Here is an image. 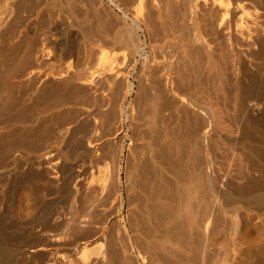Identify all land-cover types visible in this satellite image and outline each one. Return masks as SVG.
<instances>
[{
    "label": "rangeland",
    "instance_id": "obj_1",
    "mask_svg": "<svg viewBox=\"0 0 264 264\" xmlns=\"http://www.w3.org/2000/svg\"><path fill=\"white\" fill-rule=\"evenodd\" d=\"M64 1L66 0L59 1L61 2V4L63 3L64 5H62V7L58 10L55 6H52L54 5L55 0H0V237H2V235H4L3 237H5L3 239L0 238V240L2 239L0 243V264H83L81 258H82V253L84 251L88 253L87 257L89 258L88 260L89 264H107L106 263L107 261H103L102 259L103 257H101L103 255L102 252H104L105 247L104 245L102 246L103 243L101 244L102 241L99 240L98 231L102 226V224H105V222L108 221L107 223L109 224L110 222L109 219H111L113 216L117 217V219L120 220L119 221L120 225L117 222L113 223L112 221L111 223L113 225L111 223L108 225V232H109V236L114 238V241H116V243H118L120 247L126 249L128 260L127 262H125V264H151V263L164 264L163 261L165 260H167L165 264H172L171 263L172 260L166 255L168 251V247H165L167 251L163 248L164 246L159 249L157 248L161 246L157 243L159 239L162 237L161 235H164L165 232L167 234L168 230L169 233L171 234L172 231V227L168 230H166V228L163 227V224H165L163 223V220L161 223L159 219H158V223L153 222L152 223L153 229H151L152 230L151 232L149 231L150 229L147 232L143 233V235L142 232H140L139 237L137 236V239H135L136 241L134 240L135 244H133L134 241L131 242L132 239L136 238L135 231L137 229H141L143 226L142 229L144 232V228H145L144 226L146 227L148 226L144 224L142 218L139 216V213H137L138 214L137 215L136 212L134 211L135 215L132 213L134 216L132 214L129 215L126 213L125 207L127 203L131 202L129 201L131 200V198L132 200H134V197L132 195L127 194L128 188L126 185H128V183L126 184V181L128 180V176L131 174V169H130L131 164L130 162H128L130 156L127 151V148L132 138L136 139L138 142L142 140L143 142L141 141L140 143H144L146 140L151 142L153 140L155 141V145H153V147L154 148L158 147L157 149L160 148L161 151L163 150L162 152L158 150L160 154H158L159 156H156V158L158 157L157 160H160L159 162L162 163L164 161L165 164H163L162 166H165L166 164L167 166L169 164L172 165V166L170 165L169 168L166 166L164 167V169L166 168L169 171H171L169 172L168 170L165 169L167 172H169L168 174L172 173L171 175H166V177L164 176L165 184L167 187H169L167 190L169 191V193L170 190H172L170 194H172L174 190L173 189L174 187L172 186L175 185L174 184L175 181L177 182L178 180L177 178H179L178 183H180V181H184V179L186 180L187 177L186 169L190 171L192 170L195 171L199 168L198 167L200 163L199 160H201L200 156L202 154L199 153L201 149H199L200 151L197 150L195 137L197 135L200 121H199V125H198V121L197 123H193L195 122L193 120H198L197 118L194 119L195 118L194 116L192 118H190L191 116L186 117V115L189 114H186L184 112L183 114L182 111H178L180 114L175 113L176 110L175 111L173 110L174 108L172 105L170 108V104L168 103V100L164 98L165 95L164 96L161 95L164 99L160 97L159 102L162 100L161 103H163V106L158 102L159 103L158 109L162 108L161 110L163 112L162 111H160L161 113L159 112L161 120L159 121V117L157 118V122H158L157 130L158 132L160 130L159 133L161 134L159 136V133L158 132L156 133H158L157 136L162 137L161 135H166L167 132L169 131L168 134L166 135L168 137L163 136V138L164 137L166 138L164 139L162 138L163 140L159 138L160 140L158 141V139L157 140L154 139L155 137L152 135L151 132L149 134H151L152 136L147 134L148 131L150 130H147L148 128H146V126L144 125L145 122L147 121V118H149L148 115L151 112V108L149 105L152 104L154 100H156L154 97L156 93H153L155 92L156 88L151 87L149 85L148 81H150L151 82L150 84L152 85V78L151 79L149 78L150 79L149 80L143 77L142 75L139 77L140 74L139 71L142 65L147 64V62L150 59V56L152 55L154 56L153 58L155 59L157 58L156 59L157 61L163 60L162 62L164 63L165 61L168 62L169 59H171L173 56V51L174 52L175 50L181 51V49H179L180 48L179 46H181V44H179L178 41L176 42V40L172 39L173 35L171 34H170L171 36L167 35L168 33L173 34L172 31L167 33V31H170L168 29L169 27H167L169 25L167 26L163 25L164 28L167 27L165 29L166 30L165 36L167 35L166 38L165 36H163V34H159L162 32L156 30L152 23H149L148 21L149 18H147L148 19L147 21L145 20L143 22H140L139 24H136L132 19L133 14L131 12V10H133L132 8H134V4L132 3L133 0L130 1L110 0L111 2H108V0H102V1L100 0L101 2L99 0L97 1L92 0V2L91 0L90 2L87 0H82L84 3L81 0H79V2L78 0H73V1L71 0L72 5L74 7L73 8L71 6V8L73 9L74 13L72 12L71 8H68L70 10L68 9L65 10L66 6ZM86 3L90 5H87ZM103 5L104 7H102ZM84 10L85 11L89 10V11L85 13ZM162 10L163 9H161L159 13L157 11H153V10L152 11L160 14ZM63 11L64 12L67 11V12L64 13ZM71 12L74 15L69 14ZM167 12L168 11L165 12V10H163L161 14L165 16ZM157 13L155 14L157 15ZM89 14L91 17L89 16ZM171 14L173 15V13ZM150 15L152 16L153 14H151L150 12L149 16ZM167 15L165 16L166 18ZM75 16H76V20H75ZM85 17L90 19L87 21ZM144 22L145 23L147 22L149 24L147 23L145 24ZM159 23H157V25H159ZM160 25L162 26V24ZM152 26L154 28H152ZM151 31L152 32L155 31V32L152 34ZM97 32L99 33V36L97 35L98 34ZM118 34L125 36L132 35L134 39H136L138 45L137 53L133 59L134 62L133 60H131L130 64L126 63L124 65L123 68L125 71L123 72V74L125 75L124 83L117 82L113 85V91L111 90L109 92V96H111L110 108L108 107V109L106 110L107 113L104 112V114L101 115L100 117L94 118L96 121V126H95L96 128L93 130V126L95 124L92 125V122L90 121L91 119L88 117L89 116L88 114H90L91 111L90 109L94 98H91L93 97V95L91 93L90 95L89 92L87 91V89L89 90V88L87 87V85L83 83L84 81L83 78H87L91 72L92 73L103 72L102 71L103 67H101L99 64V58L102 53L108 56L112 53H117L120 55V53L117 50L112 49L113 45H111L114 37ZM157 35L160 38H155L157 37ZM97 36L99 38L102 37L101 40L103 41H101L98 38V40H100V42L102 43L98 44L99 41L97 40ZM168 36L169 38L171 37L172 38L169 39ZM83 37L86 39H84ZM90 38L92 39L90 40ZM95 39L98 42H96ZM86 40H89L91 42H93L94 40L96 43L93 42L94 44H92L91 42H86ZM170 40H174V41L172 42ZM147 41L150 44H147ZM108 42L110 43L108 44ZM174 42L177 43L178 45L175 44ZM89 43H91L92 45H89ZM85 45L87 47L89 45V47L84 48L86 47ZM16 46H19L23 51H27V56L25 57V59H27V61L30 60L31 65L30 68L26 70V72L23 74L22 77H18V78L14 77L11 79V77L8 74L5 75L3 71L7 64L6 58L8 56L9 48ZM161 48H163V50ZM165 52H167L168 54ZM159 54L163 55L162 56L163 58ZM199 58L200 57L191 58L192 60L194 59V61L190 59L191 61L189 60L186 63L187 65L186 64L184 65V67L186 66L185 68L183 67V65L180 66V68L178 67L179 73L177 72V74L179 76L176 78V80L179 79L181 84L179 80L176 82V90L178 89L177 91L178 92L180 91V94L183 95L187 94L186 96L188 97L191 96L192 98H195V100L197 99L196 100L197 102H199L202 99L200 102L202 104L204 103V106L209 107V109L211 108V111H214V113H216L217 123H218L217 130L220 132L219 134L222 133L221 135L224 134L226 137L230 136L232 138H240V139L243 138V136H246L249 137L248 139L251 140L252 143H254L253 145L257 144L259 146L258 144L259 143L258 141L260 139L259 133L256 132L251 133L250 131H247V129L243 130L238 127L239 114L237 108L233 103V98H231L234 97V93L232 96V92L234 91L232 90L231 92V89L233 88L223 83L222 90L224 91L226 90L227 93L223 91L224 94H222L223 93L221 92L222 90L217 87L218 85H216L217 82L215 78L212 77L213 76L212 74H214V72L211 74L209 73L210 71L208 72L207 60L202 57L200 59ZM196 59L199 61H197ZM18 60H21V55L17 59V61ZM195 62L197 63L195 64ZM188 64H190L191 66ZM203 65L204 66L206 65V67H204ZM197 70L201 72H198ZM85 74H87V77ZM188 74L190 75L192 74L191 75L192 77L190 75L187 76ZM199 74L201 75L199 76ZM204 75H206L207 77ZM250 75H249L250 78L251 77L254 78L253 79L254 81L257 80H258L257 82L260 81V77L257 76L256 74H250ZM181 77L183 78V80H181L182 79ZM184 77H186L185 78L186 80H184ZM202 77H204L206 80ZM187 78L190 79L191 81L187 80ZM31 80L34 81L33 84L29 83ZM103 83L104 82H101V84L99 85V89L103 88L101 90L105 91L108 87L106 86L107 85L106 83L105 84ZM184 84H186L187 86ZM130 85L133 89L130 87ZM185 86L187 87V90H185ZM196 87L198 88L196 89ZM201 87L204 89H202ZM216 87L218 88V90L216 89ZM11 88H14L16 91L15 94L16 99L22 97L21 101L23 102V104L19 103V105L9 110L7 108L8 106L7 96H8V91ZM151 89L153 90V92ZM212 89L215 91H213ZM101 90L100 92H102ZM196 91H198V93ZM125 93L126 96L124 98L125 100L123 101L122 99ZM65 94H67L69 97L67 102L60 101L61 96ZM225 97L228 100H229L228 97H230L231 100L230 101L225 100V102H223L224 100L223 98ZM147 98L150 99L148 100ZM164 100L165 102H163ZM121 101L123 102L121 103ZM98 102H100V100ZM98 102H96V104ZM165 103H168L169 105ZM101 104H98V106ZM165 105L168 106L166 107ZM98 106L96 105V107ZM119 106H120V112L118 113L116 111L118 110ZM261 110L262 109L257 111L255 110L254 112L253 111L248 112L247 118L258 119L260 117L258 120L264 121V119H262L264 117V111L262 110L261 112ZM22 111H24L23 114H21ZM113 111L115 114L113 113ZM169 111L170 112L173 111V112L169 113ZM131 112L133 114V118L137 120V122L135 121L136 122L135 124H137L139 120H140L139 122L140 124L138 123L135 126V124H132L130 122L129 118L132 115ZM116 114H118L119 117ZM145 114L147 115V117L145 116L143 117V115ZM169 120L172 121L169 122ZM184 120L186 122L189 120L188 121L189 123H185ZM168 124H169L168 127L170 129L167 127ZM138 126L139 128H137ZM117 127L120 129L123 135H121L119 139L113 140L112 138L114 136L113 135L114 130H116ZM191 127H193L194 129ZM143 130H145V132ZM153 134L155 133L153 132ZM171 134L173 137L171 136ZM143 136L144 138L150 136V140L149 138L147 139L145 138L143 140L142 139ZM137 137L140 140H138ZM107 138H109V141L106 140ZM97 139L102 141L105 140V141L99 149L98 156L94 159H91L90 156L87 155V150H86L87 143L94 144L95 142H97L96 141ZM166 139L167 142H169L168 144L170 145L167 144ZM188 139H192V140H190L189 142ZM93 140H95V142ZM173 141L175 142L172 143ZM214 141L215 142L218 141L217 137L216 138L214 137L213 142ZM159 142H162V144L161 143L159 144ZM175 143L177 144V147L179 145L180 148L179 147L178 148L182 151H180L176 147ZM187 144L188 145L191 144V145L188 146ZM161 146H163V148ZM164 146H166L167 148ZM170 146L172 147L170 148L171 151H167V149ZM191 146L193 150H197V151L194 152L192 148H189ZM213 146L215 147V143ZM258 146H256V148L255 146L250 148L252 152L258 153V155L260 153L259 163L255 161L253 157H250L252 158L251 163H249L244 158L242 159L243 161L242 160L239 161L238 160L239 156H237L236 152H232V151L231 153H233L235 156L233 154H231L232 156L229 154L228 156H226V154L225 155L222 154L223 157L225 156L226 158L224 159L222 157L223 158L221 159L222 166H226V165L228 166V164L230 163L231 168L229 167V169L231 170L229 171L233 172L235 174V177L237 178L236 179L235 177H233L232 179V180H234V178L236 179V181L235 180L234 182L232 181L233 186L235 187V188L233 187L234 189L243 188V190L246 189L248 190V188H251L250 184L251 185L254 184L252 185L253 187L260 185L259 188H257L258 190L256 191L259 193L256 194L264 193V182L262 180L264 179L263 177L264 174L261 172L262 167H264V153L261 152L264 151H261L262 149L259 150L260 148H258ZM214 147L212 148V150L215 149ZM157 149L155 151H157ZM175 149L176 152H174ZM226 149L224 150L223 148V150L221 149V151H223L224 153L225 151H228V149L227 150ZM157 152H155V154ZM163 152L165 153L164 155L166 157L162 155ZM183 152L185 153V156ZM228 152L230 153V151ZM194 153H196L195 154V156H197L196 159L195 158L192 159L194 157L193 156ZM197 153L199 154L197 155ZM237 153L238 155L241 154L239 153V151H237ZM178 155L179 156L181 155L184 159L181 156L180 159ZM187 156L188 159L186 158ZM113 157L116 159V163H115L116 165L112 163ZM198 157L200 159H198ZM164 158L166 161L164 160ZM167 158L169 159L168 161ZM193 163H195L194 165L197 166V168L195 166H192ZM220 163L221 162H219V165L217 163V165L221 166ZM146 164L147 163L143 164V166L145 165L144 168L143 166L141 167L143 168L140 169L139 171V174H141V176L137 175V177L138 176L140 177L138 178L136 177L138 180L135 178L137 180V182L135 180V184L138 183L136 186L139 187L136 188L137 191L139 190L137 192L140 195L138 196L139 198L140 197L142 198L141 194L145 193L146 191L147 194L146 193L145 194L148 195L150 193V189L152 185L151 183L149 185L150 181L147 179L148 177L153 178L151 177V174L148 173L149 171L148 169H150V165L149 163L147 165ZM90 165L92 166L89 168ZM114 166L116 169L114 168ZM191 166L193 168H191ZM114 169L119 172L120 175L119 183L114 182ZM174 169L177 172H175ZM225 169H228V167ZM77 170L82 173V175H79V177ZM184 172H186V174H184ZM249 172H251L250 175ZM173 173H174V177H173ZM190 173H188V176L190 175ZM237 173L239 174V176L237 175ZM176 174L178 177L175 176ZM167 176H170L173 179H169V177ZM181 178L184 179L182 180ZM132 180L133 179H131V181ZM146 180L148 183L146 182ZM113 184L114 187L111 189V186ZM154 184L155 183H153V185ZM102 186L105 188L108 187V193L103 195V197L100 195V188ZM144 187H147V189ZM156 187L157 185H155L154 188L157 189ZM74 188L77 189V193L74 192ZM125 191L127 193H125ZM154 191H158V190H154ZM113 194L115 195L117 194L118 197L117 195L116 197L119 198L118 200L119 203L117 202L116 205L114 204L115 206L113 204L111 205L110 203L112 202L113 197H115L113 196ZM74 196L76 197L74 198ZM73 198L75 199L74 201L76 202V206H77L76 209L74 205H71L73 203L72 200ZM141 198H140L141 200L140 204H142V199H143ZM91 203L93 205L92 207L90 206ZM71 206L74 207V208L72 207L74 211L73 209L69 208ZM85 207H86V211L84 209ZM89 207H91L92 209L89 210ZM140 209H142V206H140ZM18 210H21L22 212ZM75 210H77V214ZM72 211L74 212L73 214ZM82 211L83 212L85 211L86 215L88 213L90 214V215L88 214V216L90 217L88 220L91 221V223L89 221L90 224L93 223L92 226L88 224L83 225L82 224L83 222L81 223L82 225L80 224L79 227L78 225L76 226L66 225L67 222L69 223V221L71 220L69 218L74 217V219L77 218L76 220L78 221V219H80V216L82 214L83 215L85 214ZM90 211L93 213H90ZM240 214L243 217H246L247 215L245 211H241ZM134 217L137 219H135ZM44 219L46 221H44ZM257 219H255V221L252 220L253 221L252 223L254 224L255 222H259L261 219L263 220L264 223V217L260 218L259 220ZM136 220H139L140 224ZM84 223L87 222L84 221ZM138 224L139 225L142 224V226L139 227ZM154 224L157 226L158 229L155 228L156 226ZM135 225H137L138 228L137 227L135 228ZM90 227L93 229L91 230ZM263 228H264V224H263ZM95 229L98 230L97 231L98 233L96 232ZM134 229L136 230L134 231ZM125 231L128 233H126ZM129 231H132L131 234ZM261 232L264 234V230ZM140 234L142 235L144 242ZM175 234L176 233L172 232L171 234L172 237ZM220 234L221 237L220 235H218V237L216 238V240H218L217 245H221L223 242H225L222 241L224 239H221L223 238L222 233ZM133 235L135 237L131 238L133 237ZM154 235H156L159 238L158 241H157V237ZM151 236L152 238L154 237L153 239H155L156 237L155 240L157 242L152 240ZM175 237L176 235L174 236V238ZM120 238H122L123 240H121ZM148 238L149 240H146ZM51 240L52 242H50ZM145 241H148V247L144 244ZM153 241L156 243L155 245H159V246L155 247L153 245L154 244ZM30 242L31 245L32 244L37 245V243L39 245L40 244L39 242H41V245L42 244L43 246L45 245L44 247L43 246L41 247L43 248V250L40 253H38L39 255H36L33 258L35 260L33 259L28 260L26 258L23 259L22 256L23 251L27 249V245L28 244L30 245ZM109 242L112 243L111 241ZM142 242L143 244H141ZM137 244L138 245L141 244V246L140 245L138 246ZM149 244L150 246H154L155 249L151 247L154 253L151 251ZM144 245L145 248H147V250L150 252L148 251L146 252ZM110 246H108L107 243L106 248H109V250H111L109 252L112 255V258L114 259L113 253H111L113 252L112 251L113 248L112 246L111 247ZM126 246H128V248ZM195 247H197V244L195 245ZM239 249H240L239 250L240 254L237 255L239 259L237 258L238 260L236 264H264V237L249 242V244H243ZM165 251L166 254L163 255ZM230 252L231 250L229 249L230 255L229 254L227 255L231 256L232 252L231 253ZM158 253L161 254V255L159 254L160 256V257L158 256L159 258L157 257ZM164 256L166 259L164 258ZM175 256H177V254H175ZM191 256L192 257H190V262L193 261L194 264H196V262L197 264H199L196 253L191 254ZM161 257H163V259ZM167 258L170 260V263ZM177 258L181 259V255L180 257L179 256L176 257L174 260H177ZM222 260H224L223 256H222ZM228 263H230V261ZM223 264H225L224 261Z\"/></svg>",
    "mask_w": 264,
    "mask_h": 264
},
{
    "label": "bare ground",
    "instance_id": "obj_2",
    "mask_svg": "<svg viewBox=\"0 0 264 264\" xmlns=\"http://www.w3.org/2000/svg\"><path fill=\"white\" fill-rule=\"evenodd\" d=\"M59 1L55 0L54 5H52V6H55L58 10L62 7V5H64L63 3L61 4V2H59ZM87 1L90 2V0H87ZM78 2H79V0H78ZM91 2H92V0H91ZM108 2H111V1L108 0ZM64 3H65V6L67 7L66 8L64 6L65 10L68 8H71V6L73 7L71 0H66V1H64ZM81 3H80V5H81ZM132 3L134 4V8H132L133 10H131V12L133 14L132 19L136 24H139L140 22H143L145 20L147 21L148 20L147 18H149V20H148L149 23H152L156 30L162 32V33L158 32L159 34H163V36H165V34H166L165 29L167 27H169L168 29L170 31H167V33L172 31L173 34L168 33L167 35H170V34L173 35V38L172 37L171 38L176 40V42L178 41L179 44H181V46H179L180 47L179 49H181V51H179L177 49L178 51L175 50V52H174L172 50L173 56L171 54L172 58L169 59L168 62L165 61V63H164V62H162L163 60L157 61L156 60L157 58L156 59L153 58L154 56L152 55V56H150L149 61L147 60L148 61L147 64L142 65V67L139 71L140 72L139 77L142 75L146 79L152 78V85L150 84L151 83L150 81H148V80H145V81H148L149 85L151 87L156 88L155 92H153V90L151 89L153 93H156L154 96L156 100H154L152 102V104H150V105L147 104L150 106L151 112L148 115L149 118H147V121L144 124L146 126V128H148L147 130H150V131H148V133L146 131V133L149 134L151 132L152 135L155 137L154 139H156V140L158 139V141L160 140L159 138L162 139L163 136H166L168 134L169 131L167 130L168 132L166 135H161L162 137H159L161 133H159L160 130H159V132L157 130L158 129L157 128L158 127L157 126L158 125L157 118L159 117V121L161 120L159 112L162 111L161 110L162 108L158 109L159 103L162 104V106H163V103H161L162 100L159 102V99H160V97L163 98L161 95H163V96L165 95L164 98H166L168 100V103L170 104V108L172 105L174 108L173 110L174 111L176 110L175 113L180 114L178 111H182V113L184 112L186 114H189V115H186V117L191 116L190 118H192L194 116L195 117L194 119L197 118L198 120H193V121H195L193 123H197V121H198V125H199V121H200V125L198 126L197 135L195 137L196 141L194 139L193 140L197 144V146L194 144L197 147V150L201 149V151L199 150L200 151L199 153L202 155L200 156L201 160H199L200 163L198 165L199 168L197 170L190 171V170L186 169L187 174H186V172H184V174H186V176H187V177L185 176L186 180L184 178H181L182 180L184 179V181H180V183H178L179 178H177L178 179L177 182L175 181L176 179L174 178L175 179L174 181L176 183L174 182L175 185L173 184L174 186H172V187H174L173 188L174 190H173L172 194H170L172 190H170V193L167 190L169 187H167L165 184L164 176L166 177V175H171L172 173L168 174L171 171H169L168 169L165 168L166 170L169 171V172H167L164 169V167L166 166L169 168L171 164H169L168 166H167V164L165 166H162L163 164H165L164 161L162 163V162H159L160 160H157L158 157L156 158V156H159L158 154H160V152L158 150L161 151V149L160 148L157 149L158 147H155L159 153L157 151H155L156 149L153 147V145H155L154 140H153L154 142L146 140L147 142L145 141L144 143H140L142 140L140 142H138L136 139L132 138V140H131L130 144L128 145V148H127V151L129 153V156H130V157L127 156L130 158L129 159L130 161L128 160V162H130V164H131V166H130L131 174L130 175H132V176L129 175L128 180L127 179H126L127 181L125 180L126 184L128 183V185L125 184L128 188L127 189L128 193L126 191H125V193L132 195L134 197V200H132V198H131V200H129L131 202L127 203L125 209H126V213L129 215L132 213L134 214V211L136 212V214L139 213V216L142 218L144 224H146L148 227L144 226L145 228H144V232H143L142 224L139 225L140 224L139 220H136L139 222L138 226L139 227L142 226V228H141L142 231H141V229H137V230L134 229V231L136 230L135 231L136 238H134L135 236L133 235V237H131V238H134V239H132L131 242H133L135 239H137V236L139 237L140 232H142V235H143V233L147 232L149 229H150L149 231L151 232L152 231L151 229H153L152 223L153 222L158 223V219H159L160 223L162 222V220H163V223H165V224H163V227H165L166 230H168L172 227V231L170 230L171 234H172V232L176 233L175 234L176 237L174 238L175 235L172 237V235L169 233V230H168L167 234H166V232H165V234L162 233L164 235H161L162 237L160 239L156 235H154L157 237V241L159 239L158 242L155 240L156 237H155V239H153L154 237L152 238L153 235L151 236V239L154 240L155 242H157L159 245H161V246L155 245L156 243L153 241L154 242L153 245L155 247L159 246V247H157L158 249L162 248L164 246L163 248L167 251V249L165 247H168L167 254L165 251V253H163V255L166 254L172 260L171 261L172 264H189V263L192 264L193 261L190 262V257H192L191 254H194V253H196V255H197L199 264H223V261L225 264H227L229 261H230V263H228V264H236L237 260L239 259L237 257V255L240 254L239 248L243 244H249V242H252L254 240H257L258 238L261 239L264 237L263 236L264 234L261 232L264 230L263 220L261 219L259 222H255L254 224L252 223L253 221H255V219L258 218L257 220H259L260 218L264 217V193L256 194V193H259L256 191L258 190L257 188H259L260 185L253 187L252 185H254V184H252V185L250 184L251 188H248V190L247 189L243 190V188L242 189H234L235 187L233 186L232 181L233 182H234V180L236 181L237 178L235 177V174L233 172L229 171V170H231V169H229L230 163L229 162H228L229 164L226 163V164H228V166L226 165L228 167V169H225L227 167L222 166L221 159H223V158L226 159L225 156L223 157L222 154H224V155L226 154V156H228V154L229 155L233 154V153H231V151H232V152H236L237 156H239V158H238L239 161L244 158L249 163H251L252 158H250V157H253L255 159V161H257L259 163L260 162V159H259L260 153L258 155V153L252 152L251 148H250V147H254V146L256 148V146H258V145L257 144L253 145L254 143H252V141L248 139L249 137H246V136H243V138L240 139V138H232L230 136L226 137L224 134H223L224 136L221 135L222 133L219 134L220 132L217 130L218 129V123H217L216 113H214V111H211V108L209 109V107L204 106V103L202 104L200 102L202 99L199 102H197L196 101L197 99L195 100V98H192L191 96L188 97V96H186L187 94L186 95L180 94V91L178 92L177 91L178 89L176 90V82L179 80V79L176 80V78L179 76L177 74V72L179 71L178 67L180 68V66H182V65L184 67V65L191 58H194V57L195 58L196 57L205 58L207 60L208 72L210 71L209 72L210 74L214 72V74H212L213 75L212 77L215 78V80L217 82L216 85H218L217 87L222 90L223 83H225V85L227 84V86L233 88V89H231V92H232V90L234 91V92H232V96L234 93V97H231V98H233V103H234L235 107L237 108L238 114H239V116H238L239 117L238 118V127L240 129H243V130L247 129V131H250L251 133H254V132L259 133L260 139L258 141L259 142L258 148H260L259 150L262 149L261 151H264V121L258 120L260 117L258 119H252L248 116L250 119L247 118L248 112H251V111L254 112L255 110L257 111L260 109H262L264 111V52H263V50H264V0H133ZM86 4L90 5L88 3H86ZM78 5H79V3H78ZM22 7H24V6H22ZM94 7H95V5H94ZM102 7H104V5ZM160 8L165 10V12L168 11L167 14H169V15H167L165 13L167 15V18L165 17L166 15L163 16L161 14L163 12V10L160 12V14H158L159 11L161 10ZM68 10H70V9H68ZM71 10L73 12L72 8H71ZM100 10H101V8H100ZM148 10H150V11H148ZM152 10L157 11L158 13L153 12ZM60 11H62V10H60ZM87 11H89V10H87ZM87 11H85V13ZM66 12H64V13H66ZM72 12L69 14L74 15V14H72ZM150 12H151V14H153L152 16L150 15L151 17L149 16ZM155 13H157V15ZM171 13H173V15ZM97 14H98V12H97ZM93 15H94V13H93ZM93 15H92V17H93ZM77 16H78V14H77ZM86 16H88V15H86ZM89 16H90V14H89ZM95 18H97V17H95ZM85 19H87V21H88L90 18L85 17ZM75 20H76V16H75ZM159 21H160V23H159ZM78 23H79V20H78ZM149 23H147V24H149ZM157 23H159V25H157ZM82 24H84V23H82ZM160 24H162V26ZM163 25H166V26L169 25V26L164 28ZM83 26H85V25H83ZM153 26H152V28H154ZM170 27H171V29H170ZM146 32H148V31H146ZM154 32H152V34ZM91 35H93V34H91ZM97 35L99 36V33ZM167 35L165 36L166 38H167ZM98 36H97V40L99 38ZM127 36L118 34L114 37V39L112 41V44H111V45H113L112 49L117 50L120 53V55L117 53H112L109 56L105 55L103 53L101 54V56L99 58V64L101 67H103V70H102L103 72H101V73H96V72L90 73V72H88V73H90L88 75V77H87V74H88L87 73V74H85L87 78H83L84 79L83 83L85 85H87V87L89 88V90L87 89V91L89 92V94L91 93L93 95V97H91V98H94V100L92 101L93 103L91 105L90 114H88L89 115L88 117L91 119V120L90 119L89 120L92 122V125L95 124L93 126V130L96 128L95 127L96 121L94 118L100 117L101 115L104 114V112L107 113L106 110L108 109V107L110 108V105H111V98L110 97L111 96H109V92L111 90L113 91V85L117 82L118 83H120V82L124 83V77H125V75L123 74V72H125L123 69L124 65L126 63L130 64V61L134 59V57L137 53L138 45H137L136 39H134V37L132 35H129L128 37ZM102 37H103V35H102ZM102 37L99 39L101 40ZM92 38H90V40ZM155 38H160V37H158V35H157V37H155ZM168 38H169V36H168ZM171 38H169V39H171ZM84 39H86V38H84ZM100 40H98L99 41L98 44L102 43V42H100ZM174 40H170V41L173 42ZM95 41H96V39H95ZM95 41L93 40V42H95ZM98 41H96V42H98ZM101 41H103V40H101ZM86 42H91V41L86 40ZM93 42H91V43L94 44ZM91 43H89V45H92ZM109 43L110 42H108V44ZM155 43H156V41H155ZM147 44H150V43H148V41H147ZM175 44H177V43H175ZM89 45H88V47H89ZM105 45H106V43H105ZM154 46H156V45H154ZM88 47L86 46L84 48H88ZM176 47H178V46H176ZM161 49L163 50V48H161ZM154 50H156V49H154ZM256 50H258V51L260 50V51L258 52ZM32 52H33V49H32ZM165 53H167V52H165ZM20 55H21V60L17 61V59L20 57ZM159 55H161V54H159ZM26 56H27V51H23L19 46L10 47L8 50V56L6 58L7 64H6V67L3 71V73L5 75L8 74L11 77V79L14 77L15 78L22 77L23 74L26 72V70L28 68H30V65H31L30 60L27 61V59H25ZM162 56L163 55H161V57ZM159 60H161V59H159ZM192 61H194V59ZM197 61H199V60H197ZM133 62H134V60H133ZM196 63L197 62H195V64ZM188 65H190V64H188ZM204 67H206V65ZM187 69H188V67H187ZM198 72H201V71H198ZM206 74H207V72H206ZM250 74H256L257 76H259L260 81L259 82H257L258 80L254 81L253 80L254 78H252V77H251L252 78L251 79ZM189 75L190 74H188L187 76H189ZM200 75L201 74H199V76ZM204 76H206V75H204ZM185 78L186 77H184V80H186ZM202 78H204V77H202ZM140 80H142V79H140ZM181 80H183V78ZM187 80H190V79L187 78ZM33 82L34 81L31 80L29 83L33 84ZM98 82H100V83H98ZM101 82H104L103 84H105V83L107 84L106 86L108 88L105 91L101 90L103 88L99 89V85L101 84ZM125 82H126V80H125ZM179 82H180V80H179ZM183 82H185V81H183ZM158 84H160V85H158ZM180 84H181V82H180ZM184 85H186V84H184ZM199 85H200V83H199ZM210 85H212V84H210ZM186 86H185V90H187ZM212 86H214V85H212ZM130 87H131V85H130ZM178 87H180V86H178ZM217 87H216V89L218 90ZM197 88L198 87H196V89ZM128 89H130V88H128ZM202 89H204V88H202ZM202 89H200V90H202ZM100 90L102 92H100ZM213 91H215V90H213ZM223 91L224 90H222L221 92H223ZM227 91H228V89H227ZM196 92L198 93V91H196ZM224 92H226V90ZM224 92L222 94H224ZM197 93H194V94H197ZM228 93H229V91H228ZM15 94H16V91L14 88L9 89L8 96H7L8 97L7 108L9 110L13 109L15 106L19 105V103L23 104V102L21 101L22 97L16 99ZM198 95H200V94H198ZM125 96H126V93L124 94V97L122 99L123 101L125 100L124 99ZM195 97H196V95H195ZM68 98H69L68 95L65 94V95L61 96L60 101L67 102ZM228 98H229V100L226 97L223 98L224 99L223 102H225V100H228V101L231 100L230 97H228ZM98 99L100 100V102L102 104L100 102H98L99 101ZM148 100H147V102H148ZM152 100H153V97H152ZM123 101H121V103ZM96 102H98V103L96 104ZM163 102H165V100ZM219 102H221V101H219ZM168 103H165V104H168ZM98 104H101L99 106H102V107H99ZM225 104H228V103H225ZM96 105L98 107H96ZM149 106H148V108H149ZM160 107H161V105H160ZM146 109H147V107H146ZM118 110L116 112L119 113L120 112V106H119ZM144 110H145V108H144ZM262 110H261V112H262ZM171 112H173V111H171ZM171 112L169 111V113H171ZM23 113H24V111H22L21 114H23ZM113 113H114V111H113ZM145 113H146V111H145ZM131 114H132V112H131ZM116 115H118V114H116ZM170 115H172V114H170ZM144 116L147 117L146 114L143 115V117ZM178 116H180V115H178ZM118 117H119V115H118ZM129 119H130V122L132 124H135L137 122V120H135V118H133V114L130 116ZM262 119H264V117ZM114 120H115V118H114ZM162 120H163V117H162ZM171 121L169 120V122H171ZM188 121L187 122L185 121V123H189ZM139 122H140V120L138 121V123ZM141 122H143V121H141ZM159 123H161V122H159ZM137 124H135V126ZM164 124H165V122H164ZM189 125H188V127H189ZM139 126L137 128H139ZM168 126H169V124L167 125V127ZM195 126H196V124H195ZM163 127H164V125H163ZM193 127H191V128H193ZM133 128H134V126H133ZM143 131L145 132V130H143ZM153 132L156 134V136H155V134H153ZM156 132L159 133V136H157L158 133H156ZM141 133H140V135H141ZM170 133H172V132H170ZM147 134H145V135H147ZM113 135L114 136L112 139L115 140V139H119V137L123 134L121 133L120 129L117 127L116 130H114ZM140 135H139V137H140ZM149 135H151V134H149ZM171 136H172V134H171ZM156 137H158V138H156ZM166 137H168V136H166ZM166 137H164V138H166ZM214 137L215 138L217 137L218 141L213 142ZM145 138L143 136L142 139L144 140ZM147 138H149V140H150V136H147ZM137 139H138V137H137ZM106 140L109 141V138H107ZM138 140H140V139H138ZM190 140H192V139H188L189 142H190ZM93 141L95 142V140H93ZM96 141L97 142H95L94 144H88L87 143V147H86L87 149L85 148L87 150V155L90 156L91 159H94L98 156L99 149L105 140L102 141V140L97 139ZM175 141H173L172 143H174ZM162 142H159V144L160 143L162 144ZM166 142H167V139H166ZM152 143H154V144H152ZM168 143L169 142H167V144ZM214 143H215V147L213 146ZM168 145H170V144H168ZM175 145L177 147L176 143H175ZM190 145H188V146H190ZM211 145L215 149L212 150L213 147ZM171 146L168 148L169 150L167 149V151H171L170 150V148H172ZM188 146H186V147H188ZM192 146L189 148H192ZM161 147L163 148V146H161ZM164 147H166V146H164ZM178 147H179V145H178ZM223 148H224V150L227 148L228 151H230V153L228 151H225L223 153V151H221V149L223 150ZM192 150H193V148H192ZM197 150H193V151L195 152ZM180 151H182V150H180ZM237 151H239V153H241V154L238 155ZM155 152H157V153L155 154ZM174 152H176V149L174 150ZM188 153H189V151H188ZM199 153H197V155ZM261 153H264V152H261ZM164 154L165 153L163 152L162 155H164ZM192 154H193V152H192ZM195 154L196 153H194V155H193L194 157L192 159H194V158L196 159L197 156H195ZM168 155H169V153H168ZM180 156H179V158H180ZM184 156H185V153H184ZM114 157H113L112 163L115 164L116 163V159H115L116 157L115 158ZM186 158L188 159V156ZM200 158L198 157V159H200ZM162 160H163V158H162ZM164 160H165V158H164ZM168 160L169 159L167 158V161ZM227 160H225V161H227ZM233 160H235V159H233ZM196 161H198V160H196ZM192 162H190V163H192ZM219 162H221L220 163L221 166H218ZM145 163H147V164L149 163L150 169H148L149 170L148 173L151 174V177H153V178H150L147 176L148 177L147 179L150 181L149 185H150V183L152 185H151V189L149 188L150 193L148 195H146L147 191L145 192L146 194L140 193L142 198H143L142 199L140 197L142 199V204H140L141 200L138 197L140 195L137 193L139 190L137 191V189H136L138 187V186H136L138 183L135 184V180L141 176V174H139V171H140V169H143L145 167V165L143 166V164H145ZM169 163H170V161H169ZM217 163H218V165H217ZM180 164H179V166H180ZM194 164L195 163H193L192 166H195ZM92 165H90L89 168ZM174 165H176V164H174ZM174 165H173V167H174ZM251 165H253V164H251ZM142 166H143V168H141ZM192 166H191V168H193ZM128 167H129V165H128ZM146 167H148V166H146ZM175 167H177V166H175ZM187 167H190V166H187ZM195 167L197 168V166H195ZM114 168H115V166H114ZM115 169H114V182L119 183L120 182V175H119V172ZM186 170H184V171H186ZM174 171H175V169H174ZM77 172H78V177H79V175H82V173L79 172L78 170H77ZM129 172H130V170H129ZM129 172H128V174H129ZM175 172H177V171H175ZM261 172L264 174V167H262ZM174 173H173V177H174ZM188 173H190L189 176H188ZM250 173L251 172H249V175H250ZM137 175H140V176L137 177ZM237 175L239 176L238 173H237ZM175 176H177V174ZM129 177H131V178H129ZM167 177H169V179H173L170 176H167ZM233 177H235L236 179L234 178V180H232ZM131 179H133V180L131 181ZM151 179L153 182L151 181ZM261 179H262V177H261ZM137 180H136V182H137ZM253 180H254V178H253ZM262 180L264 182V179H262ZM142 182H143V179H142ZM146 182H147V180H146ZM140 183H141V181H140ZM147 183H146V185H147ZM153 183H155V184L153 185ZM155 185H157V187H156L157 189L154 188ZM171 185H172V183H171ZM113 187H114V184L111 186V189ZM148 187H150V186H148ZM75 188H74V192L77 193V189H75ZM144 188L147 189V187H144ZM154 190H158V191H154ZM254 192H255V194H254ZM106 193H108V187L105 188L102 186L100 188V195L103 197V195H105ZM116 195L113 194V196H115V197L112 196L113 200H112V202H110L111 205L117 204L119 198H117L118 195H117V197H116ZM130 195H129V197H130ZM75 197L76 196H74V198ZM129 197H127V198H129ZM74 198L72 199L73 203L71 205H74V207L76 209L77 206H76V202L74 201L75 200ZM95 203H94V205H95ZM139 205L142 206V209H140ZM90 206L91 207L93 206L92 203L90 204ZM72 207L73 206H71L69 208L73 209L74 207L73 208ZM91 207H89V210L92 209ZM84 209L86 211V207ZM18 211L22 212L21 210H18ZM73 211H74V209H73ZM73 211H72V214L74 213ZM75 211L77 214V210H75ZM85 211L84 212L82 211V212L85 213ZM241 211H245L247 213L246 217L241 216V214H240ZM87 212H89V211H87ZM90 213H93V212L90 211ZM47 214H49V213H47ZM88 214L86 215V213H85L84 215L82 214L81 216L78 214L80 216V219H78V221L76 220L77 216L75 217L76 219H74V217L72 216L73 218H69L71 220L69 221V223L67 222L66 225L67 226L78 225V227H79L80 224L83 222L82 223L83 225L88 224V225L92 226L93 223L90 224L91 221L88 220L90 218L88 216ZM141 218H139V219H141ZM135 219H137V218H135ZM82 220H84L87 223H84V221H82ZM109 220H110L109 224L112 221H113V223L117 222L119 224V221H120L115 216H113ZM44 221H46V220L44 219ZM89 221H90V223H89ZM76 222H77V224H76ZM107 222H105V224H102L99 231L96 229L95 230H96V232L97 231L99 232V233L98 232L97 233L99 235V240L102 241L101 244L103 243L102 246L104 245V247L106 248L107 243H108V246H110L112 244L111 246L113 248V250H112L113 252H111V253H113L114 259L112 258V255L109 252V251H111V250H109V248H106V250H105V248L103 247L104 248V252H102L103 255L102 254H100V255H102L101 257H103L102 258L103 261H107L106 262L107 264L108 263L111 264L112 262H114L112 264H122L123 262H124L123 264H125V262H127V260H128V255L126 253V249L123 247H120V245L118 243H116V241H114V238L109 236V232H108V225L109 224ZM94 223H96V222H94ZM138 226L135 225V228L136 227L138 228ZM161 227H162V225H161ZM128 228H129V226H128ZM155 228L158 229L157 226ZM92 229L93 228H91V230ZM119 230H122V229H119ZM129 230H131V229H129ZM123 231H124V229H123ZM129 232L131 234L132 231H129ZM126 233H128V232H126ZM220 233H222V235H223V238H221V239H224V240H222V241H225V242H223L221 245H217L218 240H216V238L218 237V235H220V237H221ZM147 234H150V233H147ZM123 235H124V233H123ZM142 235H141V238H142ZM3 236L4 235H2V237H0V238H2V239L5 238ZM27 236H29V235H27ZM40 238H42V237H40ZM122 238H123V236H122ZM122 238H120V239L123 240ZM221 239H220V241H221ZM1 240H0V243H1ZM142 240L144 242L143 238H142ZM146 240H149V238ZM109 241H111L112 243H110ZM135 241L133 242V244H135ZM50 242H52V240ZM143 242L141 244H143ZM194 242H196V243H194ZM39 243H40L39 245H41V242H39ZM136 243H138V242H136ZM149 243H150V241H149ZM105 244H106V246H105ZM141 244H139V245L141 246ZM144 244L148 247V241H145ZM194 244L195 245L197 244V247H195ZM223 244H224V246H223ZM39 245H38V243H37V245L36 244L31 245V242H30V245L28 244L27 249L24 250L22 253L23 259L26 258L28 260L29 259L32 260L36 255H39L38 253H40L43 250V248H41L43 246V244L41 246H39ZM145 245H144V248H145ZM151 245H152V243H151ZM149 246H150V244H149ZM154 246H150L151 251L153 249H155ZM126 247L128 248V246H126ZM142 247H143V245H142ZM151 247H153V249ZM107 249H108V251H107ZM158 249H156V250H158ZM229 249L232 252V255H231L232 257L229 256L230 255ZM145 250H146V252L148 251L147 248H145ZM160 250H162V249H160ZM191 250L192 251L194 250L193 251L194 253ZM148 252H150V251H148ZM143 253H145V252H143ZM143 253H141V254H143ZM156 254H154V255H156ZM159 254L160 253H158L157 257L159 256ZM175 254H177V256H175ZM227 254H229V255H227ZM87 255H88V253L86 251H84L82 253L81 259H82L83 264H89V261H88L89 258L87 257ZM180 255H181V259L177 258V260H174L176 257H178V256L180 257ZM174 256H175V258H174ZM222 256H223L224 260H222ZM230 257H231V260H230ZM161 258L163 259V257H161ZM164 258H165V256H164ZM192 259H195V258H192ZM33 260H35V259H33ZM166 261L167 260L163 261L164 264ZM169 263H170V260H169ZM153 264H155V263H153ZM196 264H197V262H196Z\"/></svg>",
    "mask_w": 264,
    "mask_h": 264
}]
</instances>
